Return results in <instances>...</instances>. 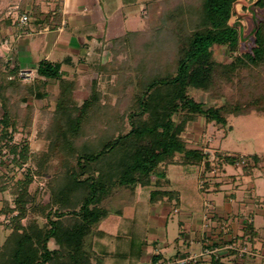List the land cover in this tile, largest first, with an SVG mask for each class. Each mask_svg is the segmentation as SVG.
Listing matches in <instances>:
<instances>
[{
  "label": "trees",
  "instance_id": "obj_1",
  "mask_svg": "<svg viewBox=\"0 0 264 264\" xmlns=\"http://www.w3.org/2000/svg\"><path fill=\"white\" fill-rule=\"evenodd\" d=\"M44 1L56 4L45 10L41 0H20L19 7L24 10L30 3L39 24L57 26L63 0ZM158 5V14L146 26L112 39L113 59L109 65L95 59L84 82L78 74L69 77L61 62L48 59L25 82L17 65L0 58V153L7 148L15 162L29 159V144L14 143L13 133L22 116L31 124L33 98L51 117L47 131L39 132L53 140L40 165L61 159L48 201L29 192L30 168L21 179L0 173V190L10 179L16 195L13 207L6 201L0 209L15 212L11 231L0 243V264H100L103 256L93 249L92 234L113 186L151 187L152 202L178 198V190L168 188L169 166L209 158L204 149L190 147L186 136L198 115L222 127L230 114L264 117V0H162ZM242 9L254 21L248 33ZM234 15L237 19L231 21ZM216 45L228 48L230 58L218 57ZM104 73L118 74L106 89L100 84ZM224 82L234 90L221 103L206 105L190 94L201 89L218 100ZM82 83L89 98L76 93ZM249 156L260 159L257 154L215 152L219 163L233 167L244 160V169L250 166ZM0 165L7 166L6 159ZM35 214L44 215L46 222ZM51 239L55 247H50ZM164 255L157 252L155 263Z\"/></svg>",
  "mask_w": 264,
  "mask_h": 264
},
{
  "label": "rangeland",
  "instance_id": "obj_2",
  "mask_svg": "<svg viewBox=\"0 0 264 264\" xmlns=\"http://www.w3.org/2000/svg\"><path fill=\"white\" fill-rule=\"evenodd\" d=\"M19 1L20 0H0V28L6 22L9 23L12 21H14L15 25L20 26L18 24L19 18L26 9L22 10L19 7ZM160 1L162 0L156 1V7L154 6L155 9L153 14H150V9H144L143 14L147 17L146 20H144L139 14V20L134 27L139 28L144 21H146L147 24L151 17L156 16L158 14V3ZM41 4L43 9L48 10L53 8L56 3L48 4L44 0H41ZM242 11L247 15L246 19H244L246 21L245 31L248 33L253 28L254 21L249 11L247 13L244 9H242ZM258 11H262V8L258 9ZM29 13L32 17L30 20H32L33 23L38 24L35 14L31 10ZM236 17L237 16L234 15L231 21L237 19ZM8 47L5 48L9 49L10 47ZM110 47L111 46L108 45L105 51H101L96 58V60L98 59L102 65H109V62L113 59L112 54L110 55ZM214 51L218 57L224 60L230 58L229 50L226 47L216 45L214 46ZM6 54H4V50L0 49V58H3L6 62L10 63V66H12V60L10 59L9 54ZM4 69L6 68L4 67ZM117 75L118 74L116 73H112L108 76L104 73L101 76V86L106 89V82L109 80L110 82L114 81L117 78ZM84 78L86 79L85 75H82L81 80ZM30 80L23 78V81L25 82H29ZM221 87L222 97L218 100L212 97L210 92L201 89H192L190 90V94L195 99L203 101L206 105L214 104V101L221 103L234 90V88L232 89L231 85L226 82L222 83ZM76 93L81 99L89 98L91 96L89 89L83 86V83ZM12 99L17 102L16 97ZM31 100L36 106V113L32 117L31 124L29 125L25 123L26 119L22 116L17 124L16 131L13 133L14 143L27 142L29 144V159H27L26 162H15L12 160L14 154L8 152L7 148H4L2 153H0V160L6 159L7 166L0 165V173H5L6 176L10 177L15 176V179H21L27 173V169L30 168L33 174V181L29 185V192L35 194L36 199H40L38 197L42 196L44 201H48L51 197V186L54 184L53 179L60 171L58 166L61 164V159L54 157V159H51V163H47V166L44 163L40 165L41 154L48 150L49 145L50 143H53V140L45 139L42 136L44 134L41 135L39 132L45 133L47 131L51 117L46 113L43 114L39 109V104L41 103L40 100L33 98H31ZM25 104L26 102H22L21 106H25ZM1 116L2 108L0 105V117ZM228 117V124L225 127L215 124L212 121L207 122L205 117L200 115H198L197 119L190 124L186 132V136L191 139L189 140V146L204 149V151L209 154V158L208 161L202 159L195 164H171L169 166L168 177L170 179V186H168V188L179 190V197L173 201V206L177 205L182 210H192V208L197 207L200 208L204 202L205 194L210 193L206 188L210 187L213 189L215 186L218 187L221 183L222 185H227L230 183V177H235L237 175L234 174L233 171L235 170L231 164L218 162L215 157V152L218 149L225 150L230 154L239 153L244 156L250 154L259 155V160H255L253 156H249L250 166L245 169L243 168L244 172H248L251 168L254 170L256 169L255 167L264 164V117L255 113L240 116H232L230 114ZM239 164L240 166L245 165L243 162H239ZM261 169L254 171L259 172ZM238 171L239 172L237 173L242 174V170ZM258 175H264V170ZM263 179L264 176L260 177L258 180ZM4 183L7 187L4 188V190H0V209H2L6 201L9 202L11 207L15 205L14 198L16 195L11 192L14 181L6 179ZM151 189V187H143L137 184H117L111 188L108 196L103 201V208L105 206L106 213L101 217L100 221L96 223L97 225L92 234L93 239L91 245L93 249L97 248L99 254L103 251L115 253L127 250L129 252V250H131V254H129L130 260V258L137 259L139 245L143 242H149L150 244L156 243L159 247L164 244L168 246L180 237V230H182V228L184 229V226H186L187 223L184 224L180 221V213L176 211L170 210L168 214L167 209L169 210V208H166L163 214L158 212L163 210H159L161 207V204H159L160 201L152 202L150 200ZM209 198H211V195ZM14 213V211L0 213V243L3 242L4 238L11 231V228L8 226L11 224V217ZM35 216H37L40 223L46 222V217L44 215L35 214ZM26 219L27 218L24 217L22 222L26 223ZM162 221L163 223L167 221V230H164L163 227L159 226L160 237L151 239L150 229L152 224L156 223L157 225ZM154 224L153 226H155ZM165 234L166 237H164ZM49 245L50 247H55L56 243L51 239ZM199 248L200 247H197V249ZM177 250L178 248L176 244H171V247H168L169 253L166 258H173ZM109 258L103 256V261L105 260L103 263L130 264V262L125 260V257L122 258L121 255L111 258L113 260Z\"/></svg>",
  "mask_w": 264,
  "mask_h": 264
},
{
  "label": "crops",
  "instance_id": "obj_3",
  "mask_svg": "<svg viewBox=\"0 0 264 264\" xmlns=\"http://www.w3.org/2000/svg\"><path fill=\"white\" fill-rule=\"evenodd\" d=\"M156 1L63 0L61 22L57 26L37 24L32 20L20 26L15 25L14 21L4 22L0 28V49L4 50V54H9L12 65H17L20 70H30L34 75L32 80L37 75L38 63L43 59L61 62L62 70L69 77L78 74L81 80L82 75L88 76L90 65L101 51H105L112 39L128 30L145 26L146 21L141 27H134L139 14L146 20L144 9H150V14L154 13ZM30 7V3L27 4L25 12L31 19ZM81 81L84 82L85 78ZM255 168L257 171L262 169L255 172L251 168L244 172L242 167H233L237 175L230 177L227 185L221 183L213 189L206 188L210 193L205 194L200 208L182 210L177 205L173 206L177 198L159 202V210L163 211L158 212L163 214L169 208L168 214L170 210L176 211L180 213V221L187 223L180 230V237L171 243L178 248L174 256L189 247H200L205 237L209 236L212 239L211 246L219 248V255L205 258L198 264H264V179L258 180L264 176L258 175L264 170V164ZM238 170H242L243 175L237 173ZM153 224L150 229L151 239L160 237L159 226L167 230V221L157 225L155 223V226ZM171 244L159 247L156 243L143 242L139 245L137 259L130 260L131 250L115 253L103 251L100 254L107 258L121 255L130 264H154L155 254L161 251L166 257ZM244 247L246 250L240 255L238 249ZM94 249L98 253L97 248ZM104 261L102 257L100 264Z\"/></svg>",
  "mask_w": 264,
  "mask_h": 264
},
{
  "label": "built area",
  "instance_id": "obj_4",
  "mask_svg": "<svg viewBox=\"0 0 264 264\" xmlns=\"http://www.w3.org/2000/svg\"><path fill=\"white\" fill-rule=\"evenodd\" d=\"M29 20H30L29 14L27 12H24L20 16L18 24L23 25L29 22ZM19 73L24 79H31L33 78L32 76H34L32 72L27 69H21ZM241 162L244 163V160H242ZM211 240H212L211 237L209 236L205 237L199 249L194 248V247L193 248L189 247L188 250H186L185 252L175 255L171 259L165 258V259L158 260L155 264H192V263L198 264L205 258H212L215 255L218 257L219 248L216 246L214 247L211 246L212 244ZM238 250H239V254L242 255L246 249L244 247V248H239Z\"/></svg>",
  "mask_w": 264,
  "mask_h": 264
}]
</instances>
